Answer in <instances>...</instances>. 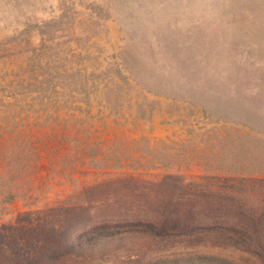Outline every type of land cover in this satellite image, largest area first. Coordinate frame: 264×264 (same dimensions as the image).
Returning <instances> with one entry per match:
<instances>
[{
	"label": "trees",
	"instance_id": "16d2710c",
	"mask_svg": "<svg viewBox=\"0 0 264 264\" xmlns=\"http://www.w3.org/2000/svg\"><path fill=\"white\" fill-rule=\"evenodd\" d=\"M67 18L26 17L0 37V207L41 184L42 173L67 177L78 159L93 168L124 164L113 141L91 138L94 102L135 110L137 91L168 95L175 83L203 78L175 70L165 39L94 57L89 40H61L72 33ZM207 179L214 183L121 175L19 212L0 224V264H100L121 252L125 264H264V177Z\"/></svg>",
	"mask_w": 264,
	"mask_h": 264
},
{
	"label": "rangeland",
	"instance_id": "374dc122",
	"mask_svg": "<svg viewBox=\"0 0 264 264\" xmlns=\"http://www.w3.org/2000/svg\"><path fill=\"white\" fill-rule=\"evenodd\" d=\"M60 11L72 27L61 40L83 47L89 40L94 57H119L126 45L165 39L175 70L203 78L175 83L168 95L137 91L135 110L94 102L87 115L91 138L113 141L124 164L93 168L78 159L67 177L42 173L41 184L0 207V224L121 175L156 181L180 174L206 187L212 175L264 177V0H0V37L26 17ZM124 255L100 264H125Z\"/></svg>",
	"mask_w": 264,
	"mask_h": 264
}]
</instances>
